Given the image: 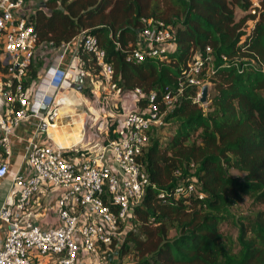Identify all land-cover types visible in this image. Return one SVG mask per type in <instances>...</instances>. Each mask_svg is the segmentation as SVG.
Segmentation results:
<instances>
[{
  "label": "trees",
  "instance_id": "16d2710c",
  "mask_svg": "<svg viewBox=\"0 0 264 264\" xmlns=\"http://www.w3.org/2000/svg\"><path fill=\"white\" fill-rule=\"evenodd\" d=\"M41 3L30 17L38 47L60 49L83 33L96 37L113 67L111 83L122 95L137 88L145 97L156 93L164 114L140 158L150 185L134 208L131 229L121 225L120 263L264 264V0ZM236 9L245 13L239 20ZM144 20L163 22L173 34V48L164 60L129 63ZM197 56L211 57L201 76L210 87L207 104L197 101L199 89L188 82V64ZM79 57L86 73L100 74L92 55L81 50ZM43 66L33 61L25 90ZM0 74H7L1 59ZM4 89L13 93L15 85ZM167 92L175 98L171 108L163 103ZM139 104L145 106L147 98ZM19 109L14 103L13 110ZM109 125L114 131L117 120ZM190 179L196 180L202 200L195 194L167 202L159 197ZM246 197L263 209L237 220L232 209ZM225 224L239 227L237 241L223 234Z\"/></svg>",
  "mask_w": 264,
  "mask_h": 264
},
{
  "label": "built area",
  "instance_id": "2783aa9c",
  "mask_svg": "<svg viewBox=\"0 0 264 264\" xmlns=\"http://www.w3.org/2000/svg\"><path fill=\"white\" fill-rule=\"evenodd\" d=\"M42 5L38 0H0V59L7 68V74L1 77L4 87L15 85L14 92L7 94L12 104L0 118V185L8 175L13 156V131L30 117L40 123L36 136L25 147L24 161L30 172L17 174L13 181L16 202L5 205L0 211V221L8 226V235L0 248V264H35L36 260L52 264H121L117 250L122 246L125 233L121 225L133 218L134 208L141 203L150 185L140 158L149 143L151 130L163 125L164 114L156 93L145 97L137 88L130 93L131 106L119 108L122 112L117 117L116 129L111 131L108 124L104 128L105 136L93 149L79 153L59 145L41 144L39 129L42 125L54 124L62 110V91L71 75L70 67L64 68V63L78 60L80 73L85 76L79 57L81 50L92 55L110 92L114 91L120 98L129 95H122L111 83L113 67L106 61V52L97 38L83 33L60 48L55 67L63 83L56 88L47 108L39 114L33 110L32 100H29L32 89H24V80L36 52L40 51L30 17ZM144 24L139 48L127 57L129 63L164 60L173 48L170 43L173 34L163 22L144 20ZM210 60V56L205 59L197 56L188 64V82L198 87V102L207 82L201 76ZM4 78L9 81L5 83ZM142 98H147L145 106L139 104ZM174 101L170 92L163 97L168 108ZM14 103L20 105L18 111L13 110ZM45 188L60 190L61 194L51 207L57 214L58 225L43 229L30 219L29 210L34 198ZM193 194L201 200L204 198L198 193L196 180L190 179L159 197L167 202Z\"/></svg>",
  "mask_w": 264,
  "mask_h": 264
},
{
  "label": "rangeland",
  "instance_id": "374dc122",
  "mask_svg": "<svg viewBox=\"0 0 264 264\" xmlns=\"http://www.w3.org/2000/svg\"><path fill=\"white\" fill-rule=\"evenodd\" d=\"M38 1L42 2L43 0ZM253 1L255 3L258 2V0ZM244 15V12L236 9V18L238 20ZM41 61L43 63L52 65L55 59L51 58L49 55H45V57L41 56L40 52L37 51L34 62L37 63ZM77 74L78 73L75 71L71 73L69 80L65 84L64 90L62 91L60 100L64 101L67 98H76L80 101V103H77L76 105V100L74 99V102H72L74 106L71 105L68 107L65 116L63 117L62 114L61 118L59 119L58 117L57 121L52 125L58 126L56 129L60 132V135L62 134L61 132L64 131V133H69L66 135V137H71L74 139L82 137V142L78 146L73 148L63 147V149L84 152L93 149V146L99 144L102 141L103 137L105 136L104 128L108 124H112L115 120H117L120 105L119 99L114 97V91H112L111 95H109V87L100 74L95 75L94 73L89 74L85 72V76L83 77L80 73L83 84L76 80ZM41 76L42 75L40 74L39 78H37L34 82L32 86L33 88L31 87L32 90L30 89L31 91L29 93V100H32L30 94L34 92V89L37 86V83L40 81ZM0 78L2 79V82H0V118H2L7 113L8 105H11L12 103H10L8 100L1 74ZM80 87L81 91H79ZM89 89L92 91V96H86L84 94V90ZM132 97L133 96L130 94L126 96L128 100L132 99ZM60 107H65V105L61 104ZM62 112L63 110H61V113ZM168 133L169 130H167L165 134ZM62 137L65 138V135H62ZM231 174L235 176L239 175V173L234 170L231 171ZM262 209L263 206L255 204L252 198L246 197L245 200L233 208L232 211L236 219L239 220L241 218L252 217L255 212ZM130 229V224H127L126 230L129 231ZM222 232L224 235L231 237L234 241H237L239 237V227L237 225L225 224L222 226ZM130 261L132 260H126L123 262V264H128Z\"/></svg>",
  "mask_w": 264,
  "mask_h": 264
},
{
  "label": "crops",
  "instance_id": "0c3cea01",
  "mask_svg": "<svg viewBox=\"0 0 264 264\" xmlns=\"http://www.w3.org/2000/svg\"><path fill=\"white\" fill-rule=\"evenodd\" d=\"M49 50V51H48ZM41 56H51L55 61L52 65L44 63L43 68L40 70V74L42 75L40 79L44 78L48 73L49 69L56 66L59 62V57L61 54L60 49H49V48H40ZM64 68L68 69L70 67L71 73L75 71L77 74L76 80L81 82L80 76V64L78 60L73 62L70 60L69 62L64 63ZM1 79V78H0ZM2 82V79L1 81ZM82 83V82H81ZM64 90V89H63ZM115 94V93H113ZM111 95V92H109ZM116 99H119L120 108L126 109L131 106L132 99H127L126 96L120 98L116 94L114 95ZM75 98H67V103L74 106L72 102H74ZM110 99V97H109ZM122 110L118 113L120 114ZM39 121L35 118H27L25 119L21 125L13 131L11 136V143L13 147V156L11 158L10 168L7 177L2 181L0 185V211L6 205H14L16 202V195L13 190V181L18 173L21 174H29L30 169L25 165L24 156H25V147L30 142L33 137L36 136L37 130L39 128ZM52 126V125H50ZM58 127L55 125L53 128L42 125L39 129L38 133V141L43 145H51V146H62L64 148H73L78 146L82 139L77 138H69L66 137L67 133L60 132L56 129ZM65 135V138L62 137ZM61 194L60 190H54L50 188L43 189L35 198L30 208V219L40 228L46 229L51 227H56L58 225V217L57 214L51 211V207L55 203L58 196ZM8 235V226L0 221V248L3 246V243ZM35 264H52L50 261H40L36 260Z\"/></svg>",
  "mask_w": 264,
  "mask_h": 264
},
{
  "label": "clouds",
  "instance_id": "9594fccd",
  "mask_svg": "<svg viewBox=\"0 0 264 264\" xmlns=\"http://www.w3.org/2000/svg\"><path fill=\"white\" fill-rule=\"evenodd\" d=\"M63 80L59 69L55 66L50 68L47 77L34 89L31 95L33 110L39 114L42 109L47 108L53 93Z\"/></svg>",
  "mask_w": 264,
  "mask_h": 264
},
{
  "label": "water",
  "instance_id": "95a60500",
  "mask_svg": "<svg viewBox=\"0 0 264 264\" xmlns=\"http://www.w3.org/2000/svg\"><path fill=\"white\" fill-rule=\"evenodd\" d=\"M81 82L83 84V80H81ZM79 91H81V87L79 88ZM209 93H210V87L208 85H205L202 88V91H201V99H200V102L202 104H207L208 103Z\"/></svg>",
  "mask_w": 264,
  "mask_h": 264
},
{
  "label": "bare ground",
  "instance_id": "6f19581e",
  "mask_svg": "<svg viewBox=\"0 0 264 264\" xmlns=\"http://www.w3.org/2000/svg\"><path fill=\"white\" fill-rule=\"evenodd\" d=\"M75 100H76V105H77V103H78V104L80 103V101L77 100L76 98H75ZM67 101H68V100L65 99L64 101L60 102V104L65 105V107H62L63 112H62L61 115L59 116V119L61 118L62 114H63V117L65 116V114L67 113L66 111H67L68 107L71 106V104L67 103ZM54 126H55V125H52V126H49V127L53 128ZM65 127H66V126H65ZM65 127H64V128H65ZM81 139H82V137H81Z\"/></svg>",
  "mask_w": 264,
  "mask_h": 264
},
{
  "label": "snow or ice",
  "instance_id": "6c2138e0",
  "mask_svg": "<svg viewBox=\"0 0 264 264\" xmlns=\"http://www.w3.org/2000/svg\"><path fill=\"white\" fill-rule=\"evenodd\" d=\"M14 47V46H13Z\"/></svg>",
  "mask_w": 264,
  "mask_h": 264
}]
</instances>
